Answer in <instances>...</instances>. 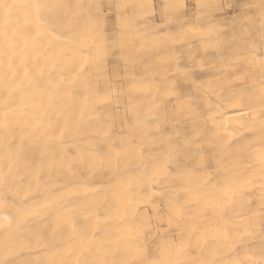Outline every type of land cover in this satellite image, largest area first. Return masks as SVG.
Returning <instances> with one entry per match:
<instances>
[{
	"label": "clouds",
	"instance_id": "clouds-1",
	"mask_svg": "<svg viewBox=\"0 0 264 264\" xmlns=\"http://www.w3.org/2000/svg\"><path fill=\"white\" fill-rule=\"evenodd\" d=\"M152 4L0 0V264H264V0Z\"/></svg>",
	"mask_w": 264,
	"mask_h": 264
},
{
	"label": "bare ground",
	"instance_id": "bare-ground-1",
	"mask_svg": "<svg viewBox=\"0 0 264 264\" xmlns=\"http://www.w3.org/2000/svg\"><path fill=\"white\" fill-rule=\"evenodd\" d=\"M152 5H153V4H152ZM25 155L28 156V157H31V156L33 155V150H31V149L27 150L26 153H25ZM37 198H40V197L38 196ZM158 200H159V198H154V199H153V203L158 202ZM255 203H256V201H253V204H255ZM161 207H163L162 204H161ZM140 208H141V209H142V208H148V210L151 211L150 216H152L153 213H154V209H153V207H152L150 204H149V205H141ZM141 209H139V210H141ZM150 211H149V212H150ZM54 217H55V213H54V212H50V213L44 218V223H46V224L51 223L52 220L54 219ZM161 227H167V224H162ZM37 254H38V255H44L45 252H44V250H37Z\"/></svg>",
	"mask_w": 264,
	"mask_h": 264
},
{
	"label": "rangeland",
	"instance_id": "rangeland-1",
	"mask_svg": "<svg viewBox=\"0 0 264 264\" xmlns=\"http://www.w3.org/2000/svg\"><path fill=\"white\" fill-rule=\"evenodd\" d=\"M152 7H153V9H154L155 11L158 12L159 9L162 7V0H153V5H152ZM188 7H192V5L189 4ZM112 19H114V17H112ZM140 209H141V208H140ZM139 211H141V212L146 211L147 214H148L149 216H150V213H151V211L148 210V208H142V209L139 210ZM149 211H150V212H149Z\"/></svg>",
	"mask_w": 264,
	"mask_h": 264
},
{
	"label": "snow or ice",
	"instance_id": "snow-or-ice-1",
	"mask_svg": "<svg viewBox=\"0 0 264 264\" xmlns=\"http://www.w3.org/2000/svg\"><path fill=\"white\" fill-rule=\"evenodd\" d=\"M82 115H83V113H82Z\"/></svg>",
	"mask_w": 264,
	"mask_h": 264
}]
</instances>
